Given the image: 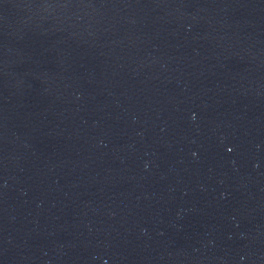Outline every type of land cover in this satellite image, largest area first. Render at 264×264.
Wrapping results in <instances>:
<instances>
[{"label":"water","instance_id":"1","mask_svg":"<svg viewBox=\"0 0 264 264\" xmlns=\"http://www.w3.org/2000/svg\"><path fill=\"white\" fill-rule=\"evenodd\" d=\"M0 264H264V0H0Z\"/></svg>","mask_w":264,"mask_h":264}]
</instances>
